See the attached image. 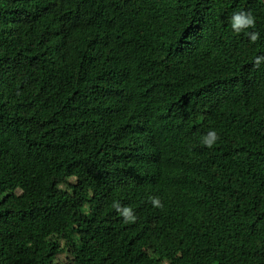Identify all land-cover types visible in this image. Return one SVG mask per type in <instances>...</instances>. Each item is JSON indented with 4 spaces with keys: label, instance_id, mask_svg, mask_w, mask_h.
Returning <instances> with one entry per match:
<instances>
[{
    "label": "trees",
    "instance_id": "trees-1",
    "mask_svg": "<svg viewBox=\"0 0 264 264\" xmlns=\"http://www.w3.org/2000/svg\"><path fill=\"white\" fill-rule=\"evenodd\" d=\"M0 264H264V0H0Z\"/></svg>",
    "mask_w": 264,
    "mask_h": 264
},
{
    "label": "clouds",
    "instance_id": "clouds-1",
    "mask_svg": "<svg viewBox=\"0 0 264 264\" xmlns=\"http://www.w3.org/2000/svg\"><path fill=\"white\" fill-rule=\"evenodd\" d=\"M244 24H251V20H247V21H245V20H243L242 18H241V16L240 15H237V16H235L234 18H233V27L234 28H239L240 26H242V25H244ZM252 39L253 40H255L256 39V36L255 35H253L252 36ZM257 62H259V61H257ZM216 138V133L215 132H210L209 134H208V137H206L205 139H204V143L208 146V147H211L212 146V142H213V140ZM128 214V211L127 210H125V215H127Z\"/></svg>",
    "mask_w": 264,
    "mask_h": 264
},
{
    "label": "rangeland",
    "instance_id": "rangeland-1",
    "mask_svg": "<svg viewBox=\"0 0 264 264\" xmlns=\"http://www.w3.org/2000/svg\"><path fill=\"white\" fill-rule=\"evenodd\" d=\"M50 231H51V230L48 229V230H47V234H49ZM66 258H67V257H66V254H65V253H64V254H61V255H59V256L56 258V262H57V261H65Z\"/></svg>",
    "mask_w": 264,
    "mask_h": 264
}]
</instances>
